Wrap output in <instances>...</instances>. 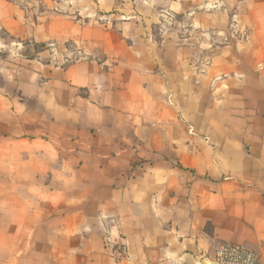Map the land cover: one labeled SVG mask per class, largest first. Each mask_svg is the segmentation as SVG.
I'll list each match as a JSON object with an SVG mask.
<instances>
[{"label": "crops", "instance_id": "obj_1", "mask_svg": "<svg viewBox=\"0 0 264 264\" xmlns=\"http://www.w3.org/2000/svg\"><path fill=\"white\" fill-rule=\"evenodd\" d=\"M20 1L0 0V264H200L226 242L264 264V0L202 71L95 24L121 0ZM69 40L87 55L66 65L16 53Z\"/></svg>", "mask_w": 264, "mask_h": 264}, {"label": "rangeland", "instance_id": "obj_2", "mask_svg": "<svg viewBox=\"0 0 264 264\" xmlns=\"http://www.w3.org/2000/svg\"><path fill=\"white\" fill-rule=\"evenodd\" d=\"M23 2L36 12L43 10L44 0ZM121 2L122 6L118 5L119 10L115 15L99 17L94 20L95 24L113 26L116 22L133 21L141 27L144 25L148 27L147 38L154 45L162 47L177 43L188 55L190 64H193L196 71H202L201 69L208 66L222 47L236 48V45L248 42L253 34L252 29L244 24L246 0H121ZM19 49L16 53L28 58H34L40 51L48 50L53 56L52 59L64 65L87 55L85 48L73 40L65 42L62 47L56 43L46 45L25 43ZM2 52L9 54L14 51L4 48ZM168 52H172L171 47L168 48Z\"/></svg>", "mask_w": 264, "mask_h": 264}, {"label": "built area", "instance_id": "obj_3", "mask_svg": "<svg viewBox=\"0 0 264 264\" xmlns=\"http://www.w3.org/2000/svg\"><path fill=\"white\" fill-rule=\"evenodd\" d=\"M260 253L241 243L221 244L213 260L202 259L200 264H261Z\"/></svg>", "mask_w": 264, "mask_h": 264}]
</instances>
